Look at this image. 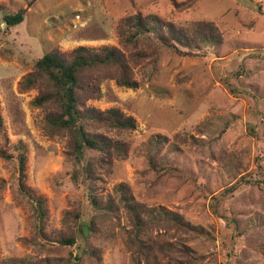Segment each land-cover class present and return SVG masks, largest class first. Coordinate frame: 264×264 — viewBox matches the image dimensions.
Wrapping results in <instances>:
<instances>
[{"label": "rangeland", "instance_id": "obj_1", "mask_svg": "<svg viewBox=\"0 0 264 264\" xmlns=\"http://www.w3.org/2000/svg\"><path fill=\"white\" fill-rule=\"evenodd\" d=\"M0 5V151L24 152L25 185L46 203L47 236L67 233L66 224L76 233L71 247L41 237L36 241L42 247L35 245L32 212L17 192L14 164L0 156V264L59 259L70 252L80 264H264V0H0ZM18 10L24 11L23 22L3 32V17ZM137 12L176 26L213 22L222 43L216 51L207 46L189 56L148 48L155 54L133 70L138 89L106 80L102 97L87 102L99 110L119 109L137 123L129 132L89 128L128 146L124 159L94 167L91 191L103 202L110 198L115 208L96 214L87 190L71 179L67 139L46 134L44 113L32 105L37 90H24L21 82L50 51L122 49L119 21ZM100 155L86 150L85 158ZM235 163L241 172L236 179L227 171ZM238 182L224 199L211 198ZM120 184L134 202L164 207L193 229L148 223L136 238L115 193ZM67 217L71 224L64 222ZM90 248L99 250L98 261L85 256Z\"/></svg>", "mask_w": 264, "mask_h": 264}, {"label": "trees", "instance_id": "obj_2", "mask_svg": "<svg viewBox=\"0 0 264 264\" xmlns=\"http://www.w3.org/2000/svg\"><path fill=\"white\" fill-rule=\"evenodd\" d=\"M3 10V6L0 5V12ZM23 20L24 11L22 10L6 14L3 17L5 27L2 31L10 32ZM117 34L122 49L103 46L98 49L78 47L69 53L58 50L50 51L35 60L33 71L28 73L21 82L22 89L37 90L32 105L44 113L46 134L51 138L60 136L67 139V156L73 167L71 179L76 186H80L81 183L82 187L87 190V199L96 214L114 213L115 208L110 198L103 202L91 191L90 183L94 179V167L108 165L113 159H124L128 146L125 142L115 140L103 133H91L89 128L129 132L136 129L137 123L133 117L126 116L119 109L99 110L88 106L87 102L102 97L101 84L106 80H112L116 86L124 89H138L139 82L134 78L133 70L140 64V61L152 53L147 51L148 48L157 53L164 47L178 55L189 56L191 51L207 46L216 51L222 43L220 32L213 22L197 21L185 26H176L155 14L142 15L139 12L121 18L117 26ZM182 48L187 51L183 52ZM14 149L15 153L12 154L0 151V156L14 164L17 192L27 201L32 212L35 245L42 247V244L36 241L37 237H41L47 244L57 243L62 247H71L76 241L74 226L66 224L67 233L57 234L52 238L47 236L45 231L46 203L42 197L34 195L26 187L24 181L26 156L19 147H14ZM86 150L101 155L86 159ZM150 165L154 168L152 163ZM228 170L233 172L235 179L241 173L236 163L227 168ZM80 176L81 182H79ZM238 179L242 183L256 185L255 182L246 180L244 176H239ZM240 182L223 187L216 195H211V198L215 201L224 199L239 187ZM115 193L131 218L136 238L148 223L171 225L170 228L176 230L193 229L190 223L183 221L180 215L164 207L149 208L134 202L131 196L127 195L128 187L123 184L116 187ZM77 215L78 213H74L72 217L75 218ZM64 222L71 224V219L67 217ZM87 224L88 230L93 232L94 219L92 217ZM139 243L142 245L141 242ZM147 252L149 257L150 253H153L152 246L147 247ZM84 254L92 260L100 259V252L96 248L87 249ZM80 263L81 258L73 257L70 252L67 257L59 259H44L38 262L9 259L1 264ZM188 264L191 263L188 262Z\"/></svg>", "mask_w": 264, "mask_h": 264}]
</instances>
